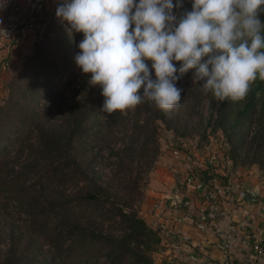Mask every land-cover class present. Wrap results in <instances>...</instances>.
Instances as JSON below:
<instances>
[{
	"label": "trees",
	"instance_id": "16d2710c",
	"mask_svg": "<svg viewBox=\"0 0 264 264\" xmlns=\"http://www.w3.org/2000/svg\"><path fill=\"white\" fill-rule=\"evenodd\" d=\"M60 3L43 16L30 53L11 73L0 100V264H153L159 237L138 205L158 156L155 122L183 137L181 106L192 115L208 101V128L220 133L223 156L234 167L262 169L264 79L257 77L242 101H218L190 70L177 81L182 100L171 113L145 100L101 117V89L90 86V75L74 63L83 35L56 17ZM191 7L184 0L173 13ZM16 147L22 154L17 165L8 157ZM102 150L114 157L105 180L92 169Z\"/></svg>",
	"mask_w": 264,
	"mask_h": 264
},
{
	"label": "clouds",
	"instance_id": "9594fccd",
	"mask_svg": "<svg viewBox=\"0 0 264 264\" xmlns=\"http://www.w3.org/2000/svg\"><path fill=\"white\" fill-rule=\"evenodd\" d=\"M183 2L61 0L56 17L83 35L74 63L101 89L100 112L123 114L146 100L169 114L190 70L218 101H242L264 79V0H191V11L174 14Z\"/></svg>",
	"mask_w": 264,
	"mask_h": 264
},
{
	"label": "crops",
	"instance_id": "0c3cea01",
	"mask_svg": "<svg viewBox=\"0 0 264 264\" xmlns=\"http://www.w3.org/2000/svg\"><path fill=\"white\" fill-rule=\"evenodd\" d=\"M12 1L15 4L13 7L0 0V10L10 7V14L14 13L10 17L16 20L25 0ZM3 9L0 11V27L7 25L5 21L9 17H6V12L3 15ZM17 28V49L5 48L0 52V63L13 69L23 56L30 53L36 37V31L26 30L19 24ZM23 47H27L28 53L23 54ZM3 75L0 81L6 79V72ZM209 140L212 143L213 140ZM179 143L181 145L177 148L185 150L183 143ZM214 146L216 144L203 153L186 150L187 156H184L183 149H179L184 154L181 160L173 159L171 150L161 153L149 173L138 214L159 237V244L152 253L153 264H191L192 257H195L196 264H264V168L256 165L234 167ZM206 155L214 160L210 167L205 161ZM211 171L222 179L224 184L221 185H225V189L219 194L215 192L214 201L206 205V232L200 233L195 227V212L203 205L202 195L187 187L183 180L188 174L196 179ZM247 192L256 194L255 202L246 199ZM173 203L177 206L172 207ZM175 218L181 221L174 223ZM231 228L234 229L233 244L224 254L218 244ZM182 236L186 241H181ZM256 243L263 250L260 256L251 249Z\"/></svg>",
	"mask_w": 264,
	"mask_h": 264
},
{
	"label": "rangeland",
	"instance_id": "374dc122",
	"mask_svg": "<svg viewBox=\"0 0 264 264\" xmlns=\"http://www.w3.org/2000/svg\"><path fill=\"white\" fill-rule=\"evenodd\" d=\"M4 4L5 5L11 4L12 7H13V5H15L12 0H9V1L4 0ZM52 8H53V6L51 8L47 7L45 9V11H43L39 15L33 14L32 18H34L33 19L34 20V27H33V29H28V30L36 31V35H38V33L41 31L40 22L43 19V16L45 15V13L49 12ZM2 9H3V7L1 8L0 11H2ZM9 11H10V7L3 9V12H2L3 15L6 12V14H7L6 17L9 16L7 18V20L5 21V23L9 24V22H12L14 25V29H16V31H14V35L12 38H10L9 40L2 42L0 44V52L2 50L5 51V48H7V49L12 48V51L13 50L15 51L17 49L18 45H16L15 36L17 35L18 24L21 26H24L25 21H26V17L24 18V15L32 13L31 7L26 6L25 3H22V5L20 6V8L18 10V16H16V20H15V18L13 19V17H10V16H13L14 13L10 14ZM21 11L24 13V15H21V13H20ZM260 18L262 21H264V13L261 14ZM1 28H3V27H0V29ZM26 30H27V28H26ZM23 49H24L23 54L25 52L28 53L27 47H23ZM30 51H31V47H30ZM1 65L2 64L0 63V66ZM19 66L20 65L18 64V66L15 69H13L12 66H9V67L5 66V70H1V68H0V74H2L0 76V79H2V77L4 76L3 75L4 72H6V74H7L6 79L4 78L5 79L4 81H0V100L2 99V97L4 95V92H3L4 84L7 82L8 78L10 77L12 72L19 70ZM192 81L193 80H191V82ZM71 96H72V92L64 93L62 95L63 103L69 104ZM54 111L55 110L51 111L52 114H54ZM190 114H191V111H188L187 109H185L184 105H182L181 109L178 113L179 120L177 122L179 124L178 132L182 133L184 135L183 137L174 136L171 132L166 131L160 122H155L156 131H157V145H158V156H157L156 162H157L158 158L161 156V153L169 152L170 150L172 151V149H176L178 147V145L180 146L181 145L179 143L180 141L183 143V145L185 147V150L183 147L179 148V149H183V152L185 151L184 152L185 155L182 154L184 156H187L186 153H188V152L186 150H189V149L195 151L196 153H203V152H205V149L210 151V146L214 145V144H216V146H217V147L214 146L215 150L218 149V151L223 154V149H226V147L224 145H223V149L221 147L222 138H221L220 133L219 132L211 133L210 129L208 128V121L211 117L210 111H209V106H208V101H204L202 103V106H200L198 108L196 114H192V115H190ZM105 115H107V113H101V117H103ZM188 115H190V116L188 117ZM60 116H61L60 113H57L54 115V117L56 119H58ZM99 119H101V118L99 117ZM209 139L213 140L212 143L209 142L210 141ZM109 147L110 148H113V147L116 148L117 145L116 146L110 145ZM115 148H114V150H115ZM179 149L177 148V150H179ZM8 157L10 159L15 160L16 165L18 163H21L22 162L21 148L16 147L15 149L11 150L8 154ZM113 161H114V157L110 156L109 150H102L99 152L97 162L93 166L92 169L102 180L108 179V177L111 174ZM156 162H155V164H156ZM148 175H147V179H148ZM147 179H146V183H147ZM104 229L107 231L111 230L106 225L104 226Z\"/></svg>",
	"mask_w": 264,
	"mask_h": 264
},
{
	"label": "built area",
	"instance_id": "2783aa9c",
	"mask_svg": "<svg viewBox=\"0 0 264 264\" xmlns=\"http://www.w3.org/2000/svg\"><path fill=\"white\" fill-rule=\"evenodd\" d=\"M58 0H25V5L28 7H31V14H26L24 15V13L21 11V15H24V18L26 17V21H25V28L27 29H33L34 27V18H32L33 14L34 15H39L41 14L43 11H45V9L47 7H52ZM23 13V14H22ZM14 31H16V29H14V25L12 22H9V24H7L5 27L0 29V42H5L7 40H9L10 38L13 37L14 35ZM1 70H5V66L1 65L0 66ZM183 153L179 150H172L170 152V155L173 159L175 160H181L183 155ZM205 161L208 164V166H212L213 164V158L210 155H206L205 157ZM206 177H207V181L206 183L203 181V177H198L195 179V177H193V175L188 174L183 182L187 187H191L194 191L199 192L202 196V200H203V205L201 207H199L195 214H196V218H195V227L196 229L200 232V233H204L206 232V227H205V208L206 205L209 203H212L214 201V193L217 192L218 194L224 190L225 188L219 183L218 181V177L216 176L215 173H213V171L206 173ZM177 206V203H173L172 207ZM181 221L180 218H175L173 220L174 223H179ZM233 233H234V229L231 228L230 231L225 234L224 236L221 237V240L218 244V248L221 250L222 253L227 254L230 250V248L232 247L233 244ZM181 241L184 242L186 241V239L184 238V236L181 237ZM252 251L254 254H256L257 256H260L263 253V250L261 249V247L259 246L258 243L254 244L251 247ZM191 264H196V259L195 257L191 258ZM170 264V263H168Z\"/></svg>",
	"mask_w": 264,
	"mask_h": 264
},
{
	"label": "water",
	"instance_id": "95a60500",
	"mask_svg": "<svg viewBox=\"0 0 264 264\" xmlns=\"http://www.w3.org/2000/svg\"><path fill=\"white\" fill-rule=\"evenodd\" d=\"M245 197H246V199L248 200V201H251V202H255L256 201V199H257V197H256V194L255 193H246L245 194Z\"/></svg>",
	"mask_w": 264,
	"mask_h": 264
}]
</instances>
